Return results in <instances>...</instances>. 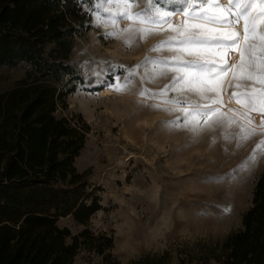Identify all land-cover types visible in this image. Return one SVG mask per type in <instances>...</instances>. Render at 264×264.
I'll list each match as a JSON object with an SVG mask.
<instances>
[{"label":"rangeland","instance_id":"374dc122","mask_svg":"<svg viewBox=\"0 0 264 264\" xmlns=\"http://www.w3.org/2000/svg\"><path fill=\"white\" fill-rule=\"evenodd\" d=\"M138 2L143 7L142 0ZM175 7L170 6L169 10ZM84 8L89 12V4ZM89 14L90 26L76 36L71 52L83 83L68 94L66 108H59L57 114L73 121L80 115L90 127L75 165L88 173L90 188L95 189L102 208L91 215L86 225L71 215L61 216L57 222L73 234L84 228L96 233L105 231L113 238L111 253L120 264L146 253L165 251L169 252L168 262L178 264L179 251L194 253L197 242L221 240L240 226L241 215L251 204L254 182L264 170V152L257 151L255 160L248 159L258 141L264 139V133L238 147L235 135L239 129L235 126L227 129L234 138L225 140L226 130L221 127L195 135L185 127L165 123L175 121L181 113L167 111L175 105H165L164 100L203 103L192 93L181 96L170 90L166 97L158 95L165 85L171 84L170 77L158 78L154 83L141 80L152 71V65L137 68L145 57H172L167 49L150 51L169 33L146 40L134 36L128 47L126 34L122 33L128 24L119 23L115 28L117 35L108 36L106 33L112 32L113 27L109 23L97 26L96 15ZM215 58L219 62L220 57ZM133 68H137V73L132 82L125 90L116 91L117 78L123 83L125 70ZM22 74L19 67L0 66V88ZM221 78L230 79L231 74ZM106 88L114 94L102 96L100 92ZM143 89L150 90L147 96L140 95ZM235 90L227 86L229 93ZM154 104L161 107L155 108ZM238 105L231 108L238 110L231 112V117L246 123L239 113L249 110ZM250 115L256 118L255 112ZM137 226L142 229L136 233L146 240L141 247L131 249L125 234ZM73 264L103 262L100 255L82 248Z\"/></svg>","mask_w":264,"mask_h":264},{"label":"trees","instance_id":"16d2710c","mask_svg":"<svg viewBox=\"0 0 264 264\" xmlns=\"http://www.w3.org/2000/svg\"><path fill=\"white\" fill-rule=\"evenodd\" d=\"M85 4L0 0V66L23 69L0 88V264H73L82 248L103 264H120L111 235L88 228L73 234L57 222L71 215L86 225L102 208L88 173L75 165L90 127L80 115L73 121L57 114L83 83L71 52L90 26ZM194 247L179 251L178 264H264V170L240 226ZM168 254L146 253L125 264H170Z\"/></svg>","mask_w":264,"mask_h":264},{"label":"snow or ice","instance_id":"6c2138e0","mask_svg":"<svg viewBox=\"0 0 264 264\" xmlns=\"http://www.w3.org/2000/svg\"><path fill=\"white\" fill-rule=\"evenodd\" d=\"M82 3L89 4L97 26L109 23L113 27L112 32L106 33L108 36L117 35L116 26L128 21L122 30L128 47L132 46L134 36L146 40L152 35L169 33L150 51L167 49L173 53L172 57H145L137 68L152 65V71L141 80L154 83L158 78L170 77L171 84L165 85L158 95L166 97L170 90L181 96L192 93L203 103L164 100V104L175 105L167 111L181 113L175 121L165 123L185 127L195 135L221 127L226 130L225 140L234 138L227 129L235 126L240 130L235 135L238 147L252 136L264 133V0H142L143 7L138 0H82ZM170 6L176 7L169 10ZM112 8L117 11H111ZM137 68L125 70L123 83L117 78L116 91L127 88ZM229 73L230 79L221 78ZM225 84L236 89L228 93V101L235 99L249 110L239 113L246 123L228 115L237 109L222 111ZM257 84L259 88L255 87ZM149 92L143 89L140 95L144 97ZM251 112L260 116L259 125H255ZM257 151L264 152V139L258 141L248 159L255 160Z\"/></svg>","mask_w":264,"mask_h":264},{"label":"bare ground","instance_id":"6f19581e","mask_svg":"<svg viewBox=\"0 0 264 264\" xmlns=\"http://www.w3.org/2000/svg\"><path fill=\"white\" fill-rule=\"evenodd\" d=\"M128 21H123L120 24L125 25L128 24ZM234 53H230V56H234ZM231 62V61H230ZM225 89L226 91L223 93V98H224V107L222 111L228 112L229 108H235V107H239L238 103H236L235 99H233L231 102L228 101V91H227V86L225 85ZM100 94L102 96H109L111 94H114V92L111 89H103L101 90ZM129 98H135L138 100H145L142 97L139 96H133V95H126ZM165 105H170V104H165ZM141 110V109H140ZM141 113V111H140ZM228 115L231 116V112H228ZM256 123L260 124V116L256 113ZM237 127H235L236 129ZM239 129V128H238ZM240 130H238L239 132ZM234 132V131H233ZM231 134V133H230ZM233 134V133H232ZM142 229L141 226H137V229L132 228L130 229L128 232H126L125 236L127 238V240L130 242V248L131 249H137L139 247H141L143 245V243L145 242V236H142V234H137V230Z\"/></svg>","mask_w":264,"mask_h":264},{"label":"built area","instance_id":"2783aa9c","mask_svg":"<svg viewBox=\"0 0 264 264\" xmlns=\"http://www.w3.org/2000/svg\"><path fill=\"white\" fill-rule=\"evenodd\" d=\"M255 122H256V120H255ZM257 124V123H256Z\"/></svg>","mask_w":264,"mask_h":264}]
</instances>
